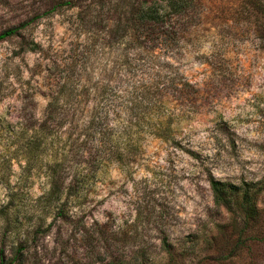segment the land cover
Listing matches in <instances>:
<instances>
[{"label": "rangeland", "instance_id": "374dc122", "mask_svg": "<svg viewBox=\"0 0 264 264\" xmlns=\"http://www.w3.org/2000/svg\"><path fill=\"white\" fill-rule=\"evenodd\" d=\"M55 4L60 11L50 13ZM62 4L0 0V33L18 29L0 41L4 263L15 256L13 264H139L144 252L146 264H264V17L243 0H201L196 18L169 25L177 38L158 44L112 39L109 22L83 31L76 10ZM20 38L38 49H22ZM67 77L80 94L67 120L103 107L121 161L88 176L81 208L62 219L42 207L61 142L46 139L36 161L20 124L39 120ZM208 176L251 184L256 222L244 224L238 196L228 209L216 206Z\"/></svg>", "mask_w": 264, "mask_h": 264}, {"label": "trees", "instance_id": "16d2710c", "mask_svg": "<svg viewBox=\"0 0 264 264\" xmlns=\"http://www.w3.org/2000/svg\"><path fill=\"white\" fill-rule=\"evenodd\" d=\"M201 0H64L61 7L66 10H76L77 26L83 31H90V26L96 25L103 30L105 23L110 24L108 34L112 39H127L155 42L158 44L172 42L176 39L177 30L169 25L175 22L186 24L200 13ZM249 11L264 17V9L259 0H243ZM59 5H54L50 13H58ZM11 36H18V29L13 28L0 33V41ZM20 38V47L28 51H35L38 45L30 42V46H23ZM103 90L97 95L103 96ZM80 94L77 87L68 77L56 84L50 91L42 117L39 120H27L28 124H20L23 133L30 132V136L23 143L37 151L31 155L37 161L38 155L43 154L46 148L45 140L61 142V146L54 152L51 164L48 166V189L44 193V207L51 206L55 210L54 216L64 219L71 209H80L78 192L88 176L95 174L99 169L110 162L121 161L117 147L119 136L114 134L115 128L109 126L107 111L94 106L85 112V118H72L78 109ZM71 113L68 116V113ZM68 121V126L64 128ZM118 134L127 131L130 123L125 122ZM78 128V129H77ZM48 144V143H47ZM130 144H126L129 146ZM207 182L212 194L213 203L228 209L232 198L238 196V207L244 224H254L258 218L254 193L251 184L242 183L240 187L220 182L208 176ZM77 225V224H76ZM74 225V226H76ZM81 225V224H80ZM49 226V225H48ZM80 227H84L83 225ZM40 228L36 227L35 231ZM95 241H99L101 232H96ZM90 238V237H89ZM101 238V237H100ZM164 251L168 244L163 237L160 239ZM100 242V241H99ZM105 242V240H102ZM106 245V244H105ZM103 248V245H99ZM20 251H16L19 254ZM136 259L139 264H146L150 257L140 252ZM12 260L4 263L0 256V264H13Z\"/></svg>", "mask_w": 264, "mask_h": 264}]
</instances>
